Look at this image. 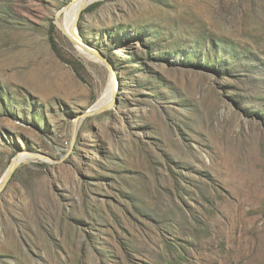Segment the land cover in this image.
Wrapping results in <instances>:
<instances>
[{
	"label": "rangeland",
	"instance_id": "obj_1",
	"mask_svg": "<svg viewBox=\"0 0 264 264\" xmlns=\"http://www.w3.org/2000/svg\"><path fill=\"white\" fill-rule=\"evenodd\" d=\"M71 1L0 0V181L28 158L0 192V264H264V69L249 85L250 69L201 52L214 41L264 65V0L89 4L79 32L113 65L118 101L75 138L113 72L57 25L76 67L54 51ZM142 28L163 33L152 50Z\"/></svg>",
	"mask_w": 264,
	"mask_h": 264
},
{
	"label": "trees",
	"instance_id": "obj_2",
	"mask_svg": "<svg viewBox=\"0 0 264 264\" xmlns=\"http://www.w3.org/2000/svg\"><path fill=\"white\" fill-rule=\"evenodd\" d=\"M101 4H103V1H99L96 3L91 4L86 10L91 11L93 8L95 7H99ZM56 24L53 23L51 26V30H50V41L52 44V47L54 49V51L58 54V56H60L63 60L67 61L68 63L74 65V62H71L70 60H67L63 54L60 51V48L58 47L57 41L54 37V35L52 34L55 30ZM138 37L140 38H144V41H150V49L152 50L154 48V40L159 39L161 37V35L163 34L161 32V30H156V29H147V28H142L136 31ZM195 48L200 47L201 45L195 44ZM202 48V47H201ZM238 47H233V48H228V47H221L219 46V44H217L214 41H210L208 42V46L204 47L203 50H201V52L203 51V56L207 59V61H214V59H218V62L220 63V66L222 67H232L234 66L236 69H240V68H248V73L246 74L247 76L242 77V81H246L249 85H252L253 82V69L254 67L256 68L255 70L260 71L262 69H264V65L261 64V61L258 60L256 58H253L252 56H247L246 54H244V52H241L240 50H238ZM196 54L194 51L191 52ZM191 55V54H189ZM227 68V69H228ZM77 69V68H76ZM134 69V68H133ZM135 69H140V68H135ZM134 69V70H135ZM145 69V68H144ZM138 74H136L137 76ZM137 80V79H135ZM127 81V78L122 77L120 78V82L123 85V83H125ZM139 85V83L137 84ZM145 88L150 90V91H157V88L153 87V86H149V85H145ZM261 89L264 90V84L261 87ZM251 98V97H250ZM264 102V100H262ZM249 102H251V100L249 98H246V105L249 104ZM264 105V103H263ZM254 112V111H253ZM255 113V112H254ZM255 115V114H254ZM37 114L34 115V120H37Z\"/></svg>",
	"mask_w": 264,
	"mask_h": 264
},
{
	"label": "bare ground",
	"instance_id": "obj_3",
	"mask_svg": "<svg viewBox=\"0 0 264 264\" xmlns=\"http://www.w3.org/2000/svg\"><path fill=\"white\" fill-rule=\"evenodd\" d=\"M95 1L96 0H76L75 2H73L68 7L65 8L63 16L60 15L62 19L59 20V27L63 30L65 34H67L68 36H74V37H79L78 35H80L82 37L81 33L79 32V29L77 28L79 18L84 9V5L93 3ZM77 32H78V35H77ZM77 49L80 51V53H82L86 57L92 60L93 58L96 59L80 43L77 46ZM114 75H115L114 73H111L110 82L108 84L107 89L104 91V93H102V96L98 99V101L93 106H102L104 104H110L112 102V101L111 102L109 101L112 98V95L114 94L115 89L118 88V84H119L117 80H114ZM18 160L19 161L27 160V156L24 154H21Z\"/></svg>",
	"mask_w": 264,
	"mask_h": 264
},
{
	"label": "water",
	"instance_id": "obj_4",
	"mask_svg": "<svg viewBox=\"0 0 264 264\" xmlns=\"http://www.w3.org/2000/svg\"><path fill=\"white\" fill-rule=\"evenodd\" d=\"M73 1L75 0H72L68 5H70ZM91 4V3H90ZM67 5V6H68ZM89 4L87 5H84V9L88 6ZM66 6V7H67ZM65 7V8H66ZM83 9V10H84ZM64 10V9H63ZM61 10L54 23L59 26V20H58V17L60 15V13L63 11ZM78 28V26H77ZM79 29V28H78ZM77 35H78V32H77ZM79 37H74V36H69L70 40L72 41V43H74L76 46L79 45V43L84 47L86 48V50L92 55L94 56L97 60L99 61H102L104 64H106L109 69L115 73L114 69H113V65L110 63V60L107 58V56H105V54H103L98 48H96L95 46H92L91 44H89L88 42H86L80 35H78ZM118 100L117 98L115 97L113 103L111 104H104L102 106H92L91 108H89L88 110H86L84 113L80 114L77 118H76V124H75V134H74V138L76 136V133L78 131V127H79V120L80 118L82 117H86V116H89V115H92V114H96V113H99V112H102L106 109H109L111 108L114 103H116ZM29 155L35 157V158H41V159H50L51 157L48 156L47 154L45 153H36V152H28ZM20 155H16L8 170L6 171L5 175L3 176L2 180L0 181V192H2V190L5 188V186L8 184L9 180L11 179L12 175L14 174V172L16 171V169L18 168V166L20 165V163L22 161H19L18 158H19ZM28 159V158H27Z\"/></svg>",
	"mask_w": 264,
	"mask_h": 264
}]
</instances>
